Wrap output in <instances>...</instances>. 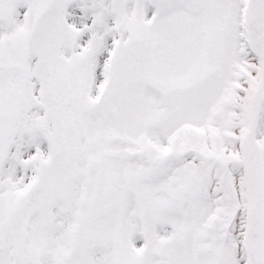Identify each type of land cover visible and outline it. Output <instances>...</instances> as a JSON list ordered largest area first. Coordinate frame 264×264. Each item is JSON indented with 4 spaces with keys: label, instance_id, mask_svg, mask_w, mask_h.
<instances>
[{
    "label": "snow or ice",
    "instance_id": "obj_1",
    "mask_svg": "<svg viewBox=\"0 0 264 264\" xmlns=\"http://www.w3.org/2000/svg\"><path fill=\"white\" fill-rule=\"evenodd\" d=\"M0 264H264V0H0Z\"/></svg>",
    "mask_w": 264,
    "mask_h": 264
}]
</instances>
